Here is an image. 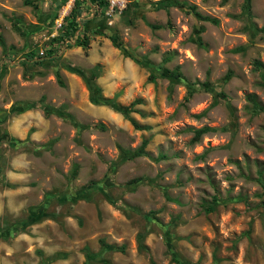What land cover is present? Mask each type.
<instances>
[{
  "label": "rangeland",
  "instance_id": "obj_1",
  "mask_svg": "<svg viewBox=\"0 0 264 264\" xmlns=\"http://www.w3.org/2000/svg\"><path fill=\"white\" fill-rule=\"evenodd\" d=\"M178 1L0 0V264H264V0Z\"/></svg>",
  "mask_w": 264,
  "mask_h": 264
},
{
  "label": "trees",
  "instance_id": "obj_2",
  "mask_svg": "<svg viewBox=\"0 0 264 264\" xmlns=\"http://www.w3.org/2000/svg\"><path fill=\"white\" fill-rule=\"evenodd\" d=\"M37 1L38 0H25V3L29 4V5H33L36 7ZM66 1L67 0H51V4L53 5L52 7L54 8L53 11L59 9V7L62 4H64ZM87 1L89 2V4L86 2V0H74V5L70 9V12L63 17L64 22L62 21V23L58 29V36L54 37L52 40H55V41L60 42V43H64L66 40L72 39L74 37L76 45H82L84 47L87 46V44H88L87 39L83 36L80 37L79 35H76V31L79 29V27H83L89 19V17H85L82 14V6L81 5L87 4V6H89V7H94V11H92L93 16L94 17H98V16L101 17L103 15L104 8L107 7V0H87ZM245 2L248 3L249 0H245ZM159 3H165V5H172V6H183L184 5L183 2H180L178 0H163V1L161 0V2H159ZM188 12L194 14V16H196L199 19H203V20H209L210 19L206 16H203L198 11H196L195 7L193 5L189 7ZM202 30H203V27H201V26L195 27V31L198 34ZM97 32L108 37L115 47L126 50V48L122 44V41L119 39V37L116 34L111 33V32L104 30V29H100V28L97 29ZM192 40L194 42L198 43L199 45H202V40H201L200 36H198L197 38H193ZM0 44L4 47V41L2 40L1 36H0ZM68 44L69 43H66V45H68ZM57 50H58L57 48H50V49H48V52L50 54H54ZM137 61H139V60L137 59ZM33 63L39 65L40 61L35 60V61H33ZM155 69L162 76L173 78V79L180 80V81L183 80L181 72L176 70V69L171 70L167 67H162V66H157V67H155ZM55 74H56L57 78L59 79L60 76L58 74L57 69L55 70ZM78 74L81 75V77L86 81V83L88 85L91 102L100 101V102H103L106 104H110L116 110L119 109L114 104L113 100L104 98L100 92V89L92 82V80L95 78V74L93 72H91L88 76L85 75L84 73H82L81 71H78ZM227 78H229L228 74L226 75V79ZM197 84H198V86L208 87V83L206 81H204L202 83H197ZM221 95H224V94L222 93ZM252 100L254 102L255 107L258 110L264 111V107L260 106L256 101H254V99H252ZM38 103L39 102L30 103L29 106L34 107V106L41 105V103H39V104ZM201 132H202L201 129L195 130V133H196L195 138L196 139L200 136ZM138 180H140V178L134 179V181H138ZM103 182H105V181L102 180L99 182H95V183H93V187H102L103 188V186H102ZM173 260L177 264H188L185 261L178 258L177 256H174Z\"/></svg>",
  "mask_w": 264,
  "mask_h": 264
},
{
  "label": "built area",
  "instance_id": "obj_3",
  "mask_svg": "<svg viewBox=\"0 0 264 264\" xmlns=\"http://www.w3.org/2000/svg\"><path fill=\"white\" fill-rule=\"evenodd\" d=\"M127 0H109V9L113 10L114 8L122 9L125 7Z\"/></svg>",
  "mask_w": 264,
  "mask_h": 264
},
{
  "label": "clouds",
  "instance_id": "obj_4",
  "mask_svg": "<svg viewBox=\"0 0 264 264\" xmlns=\"http://www.w3.org/2000/svg\"><path fill=\"white\" fill-rule=\"evenodd\" d=\"M129 3V0H127V2H126V5H125V7L127 6V4ZM125 7H123L122 9H117V8H114L113 10H110L109 9V0H107V7H106V12L107 13H115V14H119V13H121L122 12V10L125 8ZM93 13V12H92ZM68 14V13H67ZM61 18H63V17H61ZM60 20V19H59ZM62 21V20H61ZM61 21H60V24L59 25H61Z\"/></svg>",
  "mask_w": 264,
  "mask_h": 264
},
{
  "label": "crops",
  "instance_id": "obj_5",
  "mask_svg": "<svg viewBox=\"0 0 264 264\" xmlns=\"http://www.w3.org/2000/svg\"><path fill=\"white\" fill-rule=\"evenodd\" d=\"M4 211V210H3ZM2 209H0V214L3 212Z\"/></svg>",
  "mask_w": 264,
  "mask_h": 264
}]
</instances>
